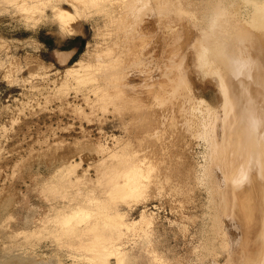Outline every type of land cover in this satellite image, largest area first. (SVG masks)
I'll list each match as a JSON object with an SVG mask.
<instances>
[{
	"label": "rangeland",
	"instance_id": "374dc122",
	"mask_svg": "<svg viewBox=\"0 0 264 264\" xmlns=\"http://www.w3.org/2000/svg\"><path fill=\"white\" fill-rule=\"evenodd\" d=\"M24 3L0 0V262L10 257L8 264L20 259L18 264L32 259L53 264L56 255L61 257L56 254L60 249L63 264H72L66 252L93 254L94 243L84 250L70 238L74 228L87 226L91 218L75 215L65 224L62 217L91 190L106 189V182L117 172H103L121 161L106 156L125 149V154L144 160L137 182L126 187L139 191L128 196H124L127 190L116 191L109 197L122 208L136 207L133 210L150 202L158 208L160 226L168 230L169 221L186 226L185 235L178 229L176 236L174 231L169 234L170 255L178 260L172 264H258L263 254L261 213L249 215L242 198L247 189L230 172L233 112L224 111L217 74L201 73L195 67V51L174 36L167 22L171 18L143 12L140 27L151 35L135 38L129 49L133 30L120 22L106 27L98 20L99 25H92L93 18L100 16L96 14L81 20L78 35L61 37L54 26L39 21L38 13L29 17L21 6ZM47 3L40 7L49 13ZM251 5L246 0L243 14L236 13L238 26L248 25L245 19L252 13ZM116 38L123 47L112 42ZM111 43L117 48L107 55L105 48ZM115 48L116 52L124 49V57L115 63L116 69L106 71L105 66L104 72L99 54L106 51L103 55L108 58ZM80 64L92 67L83 69ZM117 70L125 73L123 82H109L104 75ZM179 71L183 86L176 82L178 76L163 84L171 72ZM90 74L93 79H88ZM103 89L110 93H101ZM208 118L210 126L214 123L212 131L206 130V139L196 137L197 123L205 126Z\"/></svg>",
	"mask_w": 264,
	"mask_h": 264
},
{
	"label": "bare ground",
	"instance_id": "6f19581e",
	"mask_svg": "<svg viewBox=\"0 0 264 264\" xmlns=\"http://www.w3.org/2000/svg\"><path fill=\"white\" fill-rule=\"evenodd\" d=\"M47 1L50 2L49 13H46L44 11L45 9L40 7V5H44L42 7H47V5H49ZM245 1L246 0H24L25 3L21 6L26 14L29 12V17L30 13L31 16L34 13H38L39 21H41L42 24L54 26L61 37H73L78 35L82 28L83 22H81V20H91L90 17L100 14V16L98 15L99 17L95 16L93 18L91 24L94 25L95 23L99 25L97 23L99 20L107 27L108 24L113 25L114 23L116 24V22H120L123 26L128 28L129 32L133 30L130 38H128L129 43L135 38L143 40L147 38L148 35H151L149 29L145 31L144 26L143 29L140 27L142 25V16L140 15L146 10V12H152V15L158 19H161V17L165 19L171 18V21L167 22H169L170 26L172 25L175 35L172 34L176 36L181 44H191L195 51L193 57L195 67L197 66V69L201 73H204V71L208 73L210 71L217 74V81L218 84H220L219 87L221 88L223 102L225 104L224 111L231 108L233 112H231L232 117L229 119H231V123L234 126V131L232 134L229 133V139L234 143L231 152L233 156L231 165H234V167L230 168V172L233 174L234 181L236 182L239 179L242 186L244 185V188L247 189L242 198H244L248 204L249 211H247L250 213L248 214L251 216L255 211H259L261 213V223L264 224V0H249L252 5L251 7L249 6L248 9H250L252 13L248 14L245 19L249 21V23L247 26H238L234 18L238 17L236 14L237 12L243 14L245 11ZM35 17L37 16L35 15ZM104 17L106 19H104ZM38 18L31 19L38 20ZM132 20L134 23L130 29L129 24ZM206 25L209 26L206 27ZM96 27L92 28L96 30ZM101 33L102 32H100V34ZM105 34H107V37L110 34L112 35V33ZM101 36L103 37V35ZM112 38L114 37L112 36L111 39ZM107 40L109 41L110 39ZM117 40L120 39L116 38V42H112L120 46L121 44H119L120 42L118 43ZM109 42L105 40L104 43ZM113 43H111L108 48H105L107 46L104 47L106 51L109 50V52L106 53L107 55L111 54V50H114V47L117 48V46H113ZM132 44L133 41L128 44L129 49ZM116 48L114 54L108 57L109 60L104 56L106 51L104 52L101 50L104 53H100L99 55L104 61L101 63L102 65L99 63L96 64L101 65L104 72L106 69L105 66H107L106 71L108 69L114 70L117 67H114L115 63H119L123 59H121V57H124L121 51L124 49L120 50L121 47H119V51L116 52ZM100 56H98L96 62L99 61ZM102 56L106 57L108 61H105V58ZM59 58L62 61L64 60L63 56ZM133 58L135 59V57ZM80 67L86 69L92 66L89 67V65L85 66L84 64H80ZM71 69H68L67 73H71ZM88 70H90L89 73L92 72V69ZM124 74L125 73L121 74L119 70H117L115 72H110V74H105L104 76L107 77V80H110L109 82H115L121 80ZM90 75L88 79H93L94 76ZM174 76H178L176 82L179 86H183L182 71L171 72V78L168 80L164 79L163 84L168 81L170 83L172 80L174 82ZM121 81L123 82V79ZM125 87H127L126 89L131 88L128 85ZM96 88L98 89V87ZM107 89H103L104 91H101V93H105V91L110 93ZM114 89L113 92L115 93V90H118V88L116 87V89ZM140 90L142 91V89ZM195 110L196 108L194 107V111ZM210 112L211 111L208 110L205 116L209 117L208 115ZM225 113L228 115L227 112ZM228 117H230V115ZM202 124L203 123H201V125L197 123L195 135L196 137H203V139H206V130L208 129V133L211 132L214 123H212L213 126H210L208 118L207 125L202 126ZM224 133H227V131H224ZM226 135L227 134H225L224 137H226ZM123 150L125 151V149ZM124 151H121V153H124L123 155L121 153L113 154L111 152L113 155L106 156L108 157L107 159L114 157L113 159L115 160V158L117 159V157H119V160H121L120 162L116 161L117 163L114 165H106L108 169L105 170L103 174L107 175V173L111 174L117 172V174L115 173V175H117L116 177L112 174L114 178L106 182V189L101 191V193H96V190L92 187L91 189L93 190H91L88 195L86 194V198L72 207L70 213L62 217L65 224H69L70 219L75 215L91 218L87 226L74 228L70 238L75 242L77 241V247L80 245L84 250H89L90 244L94 243L96 251L91 250L93 254H82L81 252L78 253L75 251L66 252V256L73 260V262H70L72 264H172V261L175 260V254L173 255L172 253L170 255L172 251L169 247L170 244L168 245L167 243L171 241V239H169V234L174 230L178 229L180 233L186 234L187 228L183 223L169 221L171 230H168L163 226L164 224H162L163 231H161L163 234H166L165 236L163 234L160 235L159 230L161 226L160 220H158L159 212L157 206H153L150 202H147L142 207L135 210L133 209L136 207L133 208L130 206L122 208L120 205H117V202L113 199L112 202L109 197L116 191L119 193L120 191L127 190L129 194L124 196L139 191L137 188L133 190L130 188L128 190L126 187L130 182H137L135 180L142 174L141 171L144 167V160L134 159L135 156L132 155L131 152L129 153L126 150L128 154L127 152L125 154ZM237 152L240 157L236 156L238 155ZM231 165H229V167ZM100 194H102L103 197ZM116 198L118 197L116 196ZM248 200H250V202ZM253 230L254 229H252V231ZM173 234V236H176L177 232L174 231ZM106 237L108 240L104 243L103 240ZM161 237L163 238L161 239ZM260 238L263 254L258 264H264V236ZM71 243L72 242L67 243L68 246H70ZM58 250L59 252L56 251V254L61 253L64 255L60 249ZM61 254L60 256L62 257ZM6 256L8 255H5V257ZM58 256L56 255L54 257L55 261L53 264L65 263L63 259ZM67 257L65 258L67 259ZM6 258L5 260L1 259L4 263L0 262V264H8L7 260L10 257L8 259ZM26 259L30 260L29 257ZM33 261L32 259V261L25 263L37 264ZM22 262L24 263V259Z\"/></svg>",
	"mask_w": 264,
	"mask_h": 264
}]
</instances>
